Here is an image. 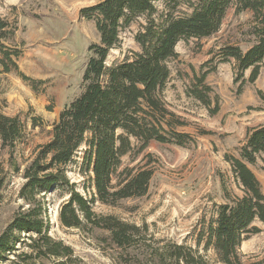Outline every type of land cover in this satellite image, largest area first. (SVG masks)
Returning <instances> with one entry per match:
<instances>
[{
	"label": "trees",
	"instance_id": "1",
	"mask_svg": "<svg viewBox=\"0 0 264 264\" xmlns=\"http://www.w3.org/2000/svg\"><path fill=\"white\" fill-rule=\"evenodd\" d=\"M155 1L100 0L81 9L80 15L94 22L100 42L88 46L80 94L63 108L53 124L50 140L37 149L23 169L19 198L26 206L14 214L0 233V264L81 262L70 246L50 235L46 195L55 190L67 198L59 209L62 226L88 232L103 230L112 245L129 255L128 264L140 260L131 255L140 243V228L114 215H99L93 205L98 201L116 207L124 200L148 194L153 170L147 166L123 167L125 157L135 160L152 141L181 147L193 141L192 136L178 131L185 122L168 109L163 98L171 78L169 63L178 57V42L213 36L232 6L238 15L249 11L253 23L248 48L226 44L211 50V54L219 63L235 62L239 91L246 82L254 83L259 77L264 68V0H167L173 7L166 14L158 13ZM181 2L187 10L176 12ZM140 17L146 20L135 35L140 51L134 52L131 59L108 67V55L118 44L121 31ZM15 32L14 26L0 21V65L3 72H16L35 88L38 81L19 69V51L8 49L7 42L14 39ZM214 69L215 66L195 75L186 89V94L211 114L219 111L218 100L212 107L213 90L206 83L207 75ZM23 136L21 119L0 111V143L10 151L16 173L21 169L13 158ZM83 145L86 148L82 175L94 189L90 198L68 176V166ZM259 158L264 161V126L248 131L239 157L226 155L243 194L233 197L227 191L226 202L218 206L216 217L204 225L196 240L198 246L213 248L221 264H248L242 260L240 246L251 235L262 232L256 223L264 227V193L249 167ZM143 255L147 264H211L192 247L172 242L161 243ZM249 264H264V257Z\"/></svg>",
	"mask_w": 264,
	"mask_h": 264
},
{
	"label": "rangeland",
	"instance_id": "2",
	"mask_svg": "<svg viewBox=\"0 0 264 264\" xmlns=\"http://www.w3.org/2000/svg\"><path fill=\"white\" fill-rule=\"evenodd\" d=\"M99 1L0 0V21L16 28L14 39L7 42L8 49L19 51L20 71L38 81L33 88L16 72H3L0 65V111L10 117L18 116L24 126L23 139L17 144L13 158L20 173L14 171L11 153L0 143V233L14 214L26 206L19 198L24 167L37 149L50 140L53 124L63 108L81 92L88 46L100 39L94 22L83 18L80 11ZM155 5L159 14H166L173 7L167 0H156ZM186 10L181 2L176 12ZM145 23L144 17H140L121 31L118 44L108 55V67L131 59L134 52L140 51L135 35ZM252 23L251 12L238 15L232 6L219 32L201 40L178 42V57L169 63L171 78L163 98L168 109L185 122L178 131L189 134L193 141L186 147L152 141L135 160L124 158L123 167L147 166L153 170L146 196L124 200L116 207L94 202L97 214L114 215L140 228V243L131 250V255L140 260L130 264H147L143 253L167 242L185 244L206 256L211 264H221L213 248L198 246L196 240L204 225L216 217L218 206L226 202L227 191L233 197L243 194L226 155L239 157L248 131L264 126V68L254 83L246 82L239 91L235 62L219 63L211 50L226 44L248 48ZM213 66L215 69L207 75L206 83L213 90L212 107L216 100L219 102L216 114L186 94L195 75ZM249 75L250 70L245 78ZM85 148L83 145L77 151L68 166V176L90 198L94 189L82 175ZM249 167L264 193V161L259 158ZM66 199L56 190L46 195L49 232L74 250L81 261L77 264H128L129 255L111 244L107 232L61 225L59 209ZM256 226L262 232L251 235L239 249L243 262L248 264L264 257V227L259 223Z\"/></svg>",
	"mask_w": 264,
	"mask_h": 264
}]
</instances>
